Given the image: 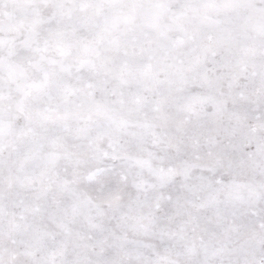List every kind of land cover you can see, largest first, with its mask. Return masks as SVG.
Returning <instances> with one entry per match:
<instances>
[{
	"label": "snow or ice",
	"instance_id": "1",
	"mask_svg": "<svg viewBox=\"0 0 264 264\" xmlns=\"http://www.w3.org/2000/svg\"><path fill=\"white\" fill-rule=\"evenodd\" d=\"M0 264H264V0H0Z\"/></svg>",
	"mask_w": 264,
	"mask_h": 264
}]
</instances>
